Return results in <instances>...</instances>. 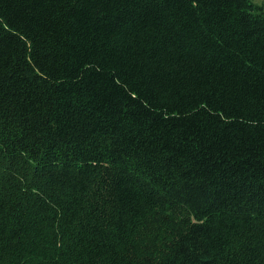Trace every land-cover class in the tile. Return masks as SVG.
Listing matches in <instances>:
<instances>
[{"label": "trees", "instance_id": "obj_1", "mask_svg": "<svg viewBox=\"0 0 264 264\" xmlns=\"http://www.w3.org/2000/svg\"><path fill=\"white\" fill-rule=\"evenodd\" d=\"M0 264H264V5L0 0Z\"/></svg>", "mask_w": 264, "mask_h": 264}, {"label": "rangeland", "instance_id": "obj_2", "mask_svg": "<svg viewBox=\"0 0 264 264\" xmlns=\"http://www.w3.org/2000/svg\"><path fill=\"white\" fill-rule=\"evenodd\" d=\"M258 5H264V0H253Z\"/></svg>", "mask_w": 264, "mask_h": 264}]
</instances>
